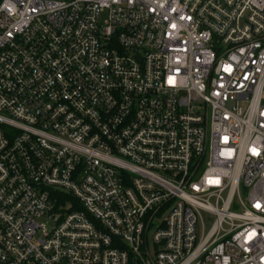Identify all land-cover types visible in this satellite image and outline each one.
<instances>
[{
	"label": "built area",
	"instance_id": "built-area-1",
	"mask_svg": "<svg viewBox=\"0 0 264 264\" xmlns=\"http://www.w3.org/2000/svg\"><path fill=\"white\" fill-rule=\"evenodd\" d=\"M0 264H264V0H0Z\"/></svg>",
	"mask_w": 264,
	"mask_h": 264
}]
</instances>
